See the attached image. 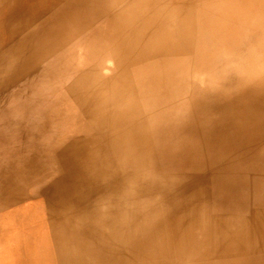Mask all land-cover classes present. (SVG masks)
<instances>
[{"label": "bare ground", "instance_id": "bare-ground-1", "mask_svg": "<svg viewBox=\"0 0 264 264\" xmlns=\"http://www.w3.org/2000/svg\"><path fill=\"white\" fill-rule=\"evenodd\" d=\"M116 1L0 0V264H264V0H133L145 15L136 45L120 47ZM100 18L107 34L83 37L80 80L105 87L103 67H131L140 86L124 110L98 103L103 116H82L63 154L75 166L40 184L32 224L12 188L23 81L55 68L62 41ZM121 50L128 63L96 62Z\"/></svg>", "mask_w": 264, "mask_h": 264}, {"label": "rangeland", "instance_id": "rangeland-1", "mask_svg": "<svg viewBox=\"0 0 264 264\" xmlns=\"http://www.w3.org/2000/svg\"><path fill=\"white\" fill-rule=\"evenodd\" d=\"M116 2H113L115 4L112 3L108 10L109 17L114 20L119 17L116 21L117 25L113 28L116 34L114 38L118 39L114 44L116 47H120L126 44V42L131 41L134 46L136 45L134 34H138L139 26L137 24L140 18L145 15L143 12L146 9L144 8L143 10L142 8L145 3L139 1L137 6V2H133V0H120ZM235 5L242 7L238 3ZM131 11L133 13L142 12L143 15L135 18V16L131 15ZM110 22L113 23L114 21ZM84 25L86 27L75 29L74 37H69L62 41L63 43H61L57 51V54H60L62 58L59 59L55 68H34V71L29 73L28 78L23 81L25 85L32 88L31 92L33 94L28 90L23 95L26 103H24L23 111L15 114V127L11 131L13 132L11 150L13 157L12 188L13 203L16 209L18 210L24 207L26 212L27 210H31L36 213L33 215L35 220L32 218V224L38 220L37 213L40 212L39 207L34 205L36 201L38 202L37 195L41 190H38L40 184L44 182L50 183L59 168L58 166H75L74 160L68 159V161H64L63 154L72 153V149L74 148L71 147V140L68 139L71 136L75 137V133L80 132V129L77 127H80L79 121L82 116L87 118L103 116L101 114L102 109L98 103L107 104L103 105V108L107 110L122 107L124 110V105L127 102L125 95L127 92L137 93L138 86H140L135 80L136 76H139L138 68L131 67L107 68V65L103 67L102 70L106 68L107 71L105 72H110L113 77L112 82L105 87H103V84L95 76L87 84L86 79L80 80L79 76L86 68L91 67V63L85 62V53L87 50L80 52L83 37L95 30H98L99 34H107L105 23L103 24L101 18L95 20L93 23L89 22ZM69 36H72V34ZM79 45V48H75ZM125 51L129 50L126 48ZM104 54L106 55L96 62L100 63L102 61V63L114 64L117 60H121L128 63L126 57L127 52H122V50ZM229 60L234 59L231 57ZM261 60L264 61V54H259L254 58V65H260ZM256 67L259 68L258 66ZM44 77L47 80L46 82L44 81ZM15 78L13 76L12 79L14 80ZM74 80V94L73 92L69 94ZM104 93L110 95L106 97L109 99V103L101 101L105 97ZM28 97L31 98L27 102ZM34 100L36 101L35 107L37 109L34 112H30L27 106L30 108L29 104ZM127 106L128 104L126 108ZM86 108H89V110L85 111ZM128 108L130 107L128 106ZM110 116L118 118L123 115L119 112L110 114ZM128 117L132 118L134 115L128 114ZM81 132L86 137H88V133H94L89 129H82ZM87 147H92L94 152L98 148L94 146V143L93 145L91 143L87 144ZM19 200H22L20 203L22 205L19 204ZM7 220L9 218H4L0 215V226L5 224ZM66 225L70 228V223ZM43 227V225H40L36 228L43 229Z\"/></svg>", "mask_w": 264, "mask_h": 264}]
</instances>
